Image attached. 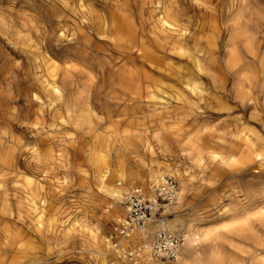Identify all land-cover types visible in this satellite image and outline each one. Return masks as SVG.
I'll return each mask as SVG.
<instances>
[{
  "label": "rangeland",
  "instance_id": "374dc122",
  "mask_svg": "<svg viewBox=\"0 0 264 264\" xmlns=\"http://www.w3.org/2000/svg\"><path fill=\"white\" fill-rule=\"evenodd\" d=\"M212 1L215 4L209 13L214 14L219 27L220 33L215 36L216 55L226 80L225 91L217 92L214 78L204 75L197 82L205 90L201 102L194 108L176 109L175 103L166 104L173 93L169 79L160 78L163 91L157 93L159 98L150 95L139 108L133 104L120 105V108L117 105L77 108L88 115L87 122L76 126L66 113L54 116L53 108L39 106L43 100L35 95L43 94L42 70L29 58L28 50H40V60L52 59L59 68L64 66L66 57L85 51L95 56L97 48L103 49L102 55L95 56L91 63L78 65L83 74L78 77L77 93L83 103L92 98L101 106L110 107L116 101L107 98V92L115 81L119 89L123 84L121 71L132 66H125L120 60L112 48L115 41L107 34L77 44L73 32L59 24L63 18L52 14L50 6H61L60 0H0V138L6 136L16 141L9 147L12 145L14 150V170L21 174L16 182L13 179L1 182L5 158L0 148V182L13 202L12 208H8L0 197V264L3 253L5 260L11 259V239L18 231L22 232L23 243L35 247L34 254L40 260L36 264H101L91 244V233L98 229L102 238L109 237L116 216L122 213L120 202L96 180L103 172L95 174L97 160L94 158L98 153L101 156V152L110 165H115L120 153V162L135 165L140 172L158 163L167 166L165 177H173L179 187V172L174 165L179 161L187 169L191 176V204L182 210V216L169 206L160 218L167 223L177 221L175 228L168 229L174 234L180 235L188 217L194 215L195 226L202 233L211 230L233 239L235 217L260 211L264 206L261 205L264 174L260 177L228 175L217 183V201L209 206L203 204L202 190L213 186L202 179L203 174L195 166L192 146L208 145L224 122L238 116L252 122L255 118L251 117H264V0ZM205 3V0H177V5L187 9L191 17L204 14ZM155 7L151 3L146 6V17L151 24L156 23L161 13ZM205 35L208 38L213 33L208 30ZM212 47L206 42L204 50ZM98 97L103 100L99 101ZM150 102H157V106L148 107ZM222 108L244 109L230 116ZM107 178L108 187L120 183L124 194L136 188L145 191L140 182L128 187L121 178L120 181ZM27 190L41 199L42 213L39 216L31 211L32 214L20 220L16 196L25 195ZM141 244L131 236L123 247L137 249ZM235 245H226L227 251L244 256L241 250H247L246 245L239 241ZM198 246L208 262L211 240L202 237ZM125 260L130 264L142 261Z\"/></svg>",
  "mask_w": 264,
  "mask_h": 264
},
{
  "label": "bare ground",
  "instance_id": "6f19581e",
  "mask_svg": "<svg viewBox=\"0 0 264 264\" xmlns=\"http://www.w3.org/2000/svg\"><path fill=\"white\" fill-rule=\"evenodd\" d=\"M60 2L61 6H50L52 14L63 18L59 24L73 32L77 44L93 40L98 35L107 34L115 41L113 51L117 52L125 66L131 65L132 67L121 71L120 78L123 84H120L119 89L115 81L107 92V98L116 101L110 107L101 106L92 98L83 103L77 98V93L80 87L78 77L83 74L78 69V65L91 63L95 56L102 55L103 49L97 48L95 56L85 51L78 56L66 57L63 59L64 66L59 68L52 59L43 57L40 60L41 58L38 57L40 50H28L29 58L35 61L38 68L42 70L40 83L43 94H36L35 97L43 100V103L39 105L41 108H53L51 113L54 116L66 113L71 123L78 126L87 122L88 113L79 112L77 108H112L114 105L120 108V105L126 107L128 104L139 108L140 104L145 103V98L150 95L154 99L159 98L157 93L163 91L159 85L162 84L160 78L169 79L173 93L166 104L175 103L174 108L176 109L194 108L201 102L205 90L197 82L203 80L204 75L214 78V87L217 92L226 90V80L216 55L215 36L220 33L219 27L213 17L214 14L209 13L210 7L214 8L215 4L212 0H205L203 7L205 12L197 16L198 18L191 17L187 9L177 5V0L171 2L167 0H60ZM150 3L156 6L155 9H161L155 24L149 23L146 17V6ZM208 30L213 35H208L206 38L205 34ZM206 42L212 44L215 49L212 47L210 50H204ZM235 63L233 59L232 64ZM262 72L264 73V61ZM98 100L101 101L103 98ZM150 103L152 104H147L150 108L157 106V102ZM222 109H226L229 112L228 115L232 116L233 113L244 108ZM260 117L259 115L251 117L255 118L253 122L243 116L226 121L222 129L213 135L214 141L208 145L195 144L192 146L195 166L199 169V173L203 174L202 179L213 186L202 190L204 206L217 201L215 193L217 183L224 177L228 175L260 177L264 174V117ZM13 142L16 141H11L6 136L0 138V148L5 158V167L1 172L4 180L0 177L1 182H6L8 179H13L14 182L19 180L17 176L20 173L14 170V150L12 145L9 147ZM102 154L101 152V156H98L100 155L98 153L94 158L97 160L95 174L103 172L100 177L96 176V180L102 189L108 190L110 195L120 202L119 208L122 213L116 217L127 214L121 204L125 191L120 187V183L119 186L108 187L105 181L108 179L107 176L110 180L120 181L121 178L128 187L135 182H140L144 185L145 191L140 189L146 193L148 198H154V185L164 179L167 166L164 167L158 163L140 172L136 170L135 165L125 161L120 162V153L115 165L105 162ZM180 164L179 161L175 165L172 164L179 172L180 187L177 199L171 206L182 216V210L191 204L189 200L191 176ZM1 182L0 197L6 202V207L12 208V199L7 195L8 191L2 189ZM28 182L33 183L34 181L28 180ZM37 184L40 187V183ZM31 192L27 190L25 195L16 196V209L20 220H24L23 218L27 217L28 213L32 214L31 211L39 216L42 213L41 199L39 201L37 196ZM263 207L257 213L235 217L237 223L232 228L233 239L223 237L220 232L211 230L208 233H202L195 226L194 215H191L188 219L186 218V224L181 230L180 235L184 237V242L179 249V254L175 260L168 262L151 256L148 247L158 232L175 228L177 221L167 223L164 219L152 218L144 228L136 229L133 235L131 234L135 240L143 243L138 246L144 250L140 264H249V262L250 264H264V211H261ZM194 209L198 210L196 207ZM202 237L212 242L208 262L199 252L198 244ZM128 239L122 241L123 246ZM237 241L247 247V250H241L244 256L232 255L226 249L228 244L235 247ZM91 244L101 264H130L124 256L123 258L118 257L116 249L112 247L107 236L101 237L100 230L92 231ZM34 250L35 247L31 243H23L22 232L18 231L11 239L9 252L12 257L5 260L7 257L3 253L2 264H36L40 260L35 256Z\"/></svg>",
  "mask_w": 264,
  "mask_h": 264
},
{
  "label": "built area",
  "instance_id": "2783aa9c",
  "mask_svg": "<svg viewBox=\"0 0 264 264\" xmlns=\"http://www.w3.org/2000/svg\"><path fill=\"white\" fill-rule=\"evenodd\" d=\"M179 184L173 177H165L154 185V198L150 199L146 193L136 188L125 194L122 206L127 214L118 216L110 233L108 241L116 249L120 258L128 260H140L143 249H131L123 247L122 241L128 239L136 229L144 228L152 218L159 220L167 213V209L177 199ZM184 242V237L168 230H161L149 244L151 256L164 262L173 261L179 254V249Z\"/></svg>",
  "mask_w": 264,
  "mask_h": 264
}]
</instances>
